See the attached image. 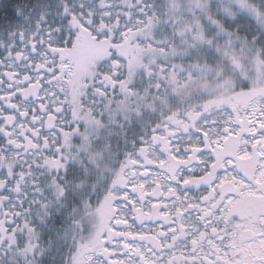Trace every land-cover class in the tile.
Wrapping results in <instances>:
<instances>
[{
  "label": "snow or ice",
  "instance_id": "obj_1",
  "mask_svg": "<svg viewBox=\"0 0 264 264\" xmlns=\"http://www.w3.org/2000/svg\"><path fill=\"white\" fill-rule=\"evenodd\" d=\"M0 264H264V0H0Z\"/></svg>",
  "mask_w": 264,
  "mask_h": 264
}]
</instances>
